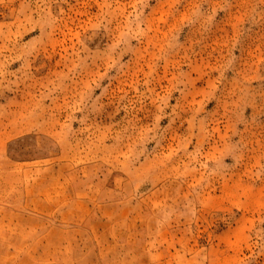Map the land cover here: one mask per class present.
Here are the masks:
<instances>
[{
  "label": "rangeland",
  "instance_id": "1",
  "mask_svg": "<svg viewBox=\"0 0 264 264\" xmlns=\"http://www.w3.org/2000/svg\"><path fill=\"white\" fill-rule=\"evenodd\" d=\"M0 264H264V0H0Z\"/></svg>",
  "mask_w": 264,
  "mask_h": 264
}]
</instances>
